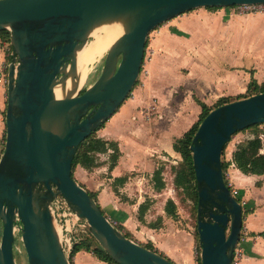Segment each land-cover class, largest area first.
<instances>
[{
	"label": "water",
	"instance_id": "obj_1",
	"mask_svg": "<svg viewBox=\"0 0 264 264\" xmlns=\"http://www.w3.org/2000/svg\"><path fill=\"white\" fill-rule=\"evenodd\" d=\"M264 0H0V30H9L6 141L0 158V264H17L21 223L29 264H72L51 212L62 197L119 264H175L129 238L73 176L80 145L129 98L140 76L150 32L200 7ZM122 21L97 80L75 96L55 88L77 78L78 51L92 31ZM264 124V92L214 108L191 146L198 186L202 264H231L244 229V207L227 185L225 147L240 131Z\"/></svg>",
	"mask_w": 264,
	"mask_h": 264
},
{
	"label": "crops",
	"instance_id": "obj_2",
	"mask_svg": "<svg viewBox=\"0 0 264 264\" xmlns=\"http://www.w3.org/2000/svg\"><path fill=\"white\" fill-rule=\"evenodd\" d=\"M169 24L179 31L153 39L151 45L157 47L152 49L140 82L96 131L98 138L118 146L115 165L112 167L115 149L109 148L96 155L95 167L77 165L74 178L96 196L105 215L129 238L153 246L175 264H196L186 230L166 213L168 199H158L162 193L155 185L146 196L144 184L149 177L154 183V173L166 157H179L174 144L201 116V103L214 109L223 98L233 102L250 96L252 80L263 85L264 15L239 16L226 7H200ZM162 44L167 48H160ZM3 46L0 37V137L6 136L8 99L2 72L7 59ZM188 109L193 113L187 115ZM259 129L264 131V124ZM252 137L254 132L247 129L237 135V141ZM236 145L224 173L252 209L247 215L244 254L236 264H264V174H245L236 166ZM72 262L108 264L86 250L75 254Z\"/></svg>",
	"mask_w": 264,
	"mask_h": 264
},
{
	"label": "trees",
	"instance_id": "obj_3",
	"mask_svg": "<svg viewBox=\"0 0 264 264\" xmlns=\"http://www.w3.org/2000/svg\"><path fill=\"white\" fill-rule=\"evenodd\" d=\"M207 8L208 9H219L222 7H207ZM0 37L2 39L3 44H8L10 47V50H13L12 45H11L10 31L0 30ZM11 59H12V56L10 54L7 55V59H6L7 65L11 62ZM85 90H83V92ZM249 91H250L249 93L250 96L263 93L264 83L263 85H259L255 80H252V82L249 85ZM250 96H247V97H250ZM229 102H232V101L228 100V98H223L217 103L215 108L222 106ZM201 106L203 109V112L201 114V121H203V119L213 109H211L205 103H201ZM259 125L261 124L253 125L244 130H247V129L253 130L252 127H257V126L259 127ZM103 126L104 124L102 125V127ZM198 128H199V125L198 126L194 125L190 130H188L184 134L183 137L177 139L174 144L175 151L180 153V155L184 159V161L180 165L181 169H179L178 177L175 183L178 187H185L186 189L191 190L193 194L192 196L196 202V206H198V186H197V180H196V175H195V170H194V165H193V156H192L191 146L193 144V138L196 135ZM253 132H254V137L248 138V140H244V142L242 141L239 143V145L237 146L233 154V161L236 164V166L240 170H242L245 174L262 175L264 174V153L262 152V150H264V131L263 130L262 131L253 130ZM5 141H6V136H5ZM109 148L115 149V155L112 156V167H113V165H115L116 161L118 160V156H119L118 146L114 142H109L101 138H98L96 136V132H94L80 145L75 155L72 167L75 168L77 165H82L87 169H91L95 167L97 165L96 155L100 152H107ZM225 167H226V164L223 162L224 170H225ZM162 172H163L162 169H157L156 172L154 173L155 188L158 191H161L166 185L165 180L162 176ZM72 176L74 177L73 172H72ZM90 194L97 201L96 196L93 193H90ZM238 199H240V197H238ZM165 210H166V213L172 218L177 217V206L174 200L168 199ZM245 211L249 213L251 212V210H249V205L247 203L245 205ZM118 228H120L121 230V227H118ZM76 237H77V241L74 245V250L72 254L73 256L82 250H86L88 252L93 253L99 259L107 262L108 264H119L103 248L93 247L92 241H94L95 238L91 233L85 232V231H79V233L76 234ZM245 242L243 243V248H244ZM146 247L149 249L155 250L153 246L149 245Z\"/></svg>",
	"mask_w": 264,
	"mask_h": 264
},
{
	"label": "rangeland",
	"instance_id": "obj_4",
	"mask_svg": "<svg viewBox=\"0 0 264 264\" xmlns=\"http://www.w3.org/2000/svg\"><path fill=\"white\" fill-rule=\"evenodd\" d=\"M202 8V7H201ZM204 8V7H203ZM228 8V10H230L232 12V14L234 15H238L236 13H233V10L231 7H226ZM230 8V9H229ZM231 14V13H230ZM239 16H247V15H239ZM176 18V17H175ZM174 19V18H173ZM171 19V20H173ZM171 20L165 22L164 24L161 25L162 29L164 30L163 32L160 33V27H157L156 29H159L157 31H155L156 29H154L152 32H150L149 34V38H148V46L146 47V53H145V58H144V62H143V66H142V71L141 73L145 70V65L147 64L148 61L151 60L152 58V53H153V48L156 49V47H153L151 44L153 43V39H156L157 36H161L164 33H177L179 30H177L176 28L174 29L171 28L172 25H170L169 23L171 22ZM93 39V37H90V40ZM167 48L166 44H162V46H160V48ZM6 45L4 44L3 46V50L7 53L6 50ZM108 51L102 56L100 57L97 61H95L94 63L89 65V73H88V79L84 85V87L82 88V92L83 90H85L87 87H89L92 83H94L97 78L100 76L101 71L103 69L104 63H105V58L107 56ZM13 59V56H12ZM11 59V61H12ZM3 68H2V72L5 75V79L7 80V83L5 82V85L8 88V68L9 65H7L6 59L4 61ZM91 66V67H90ZM92 68V70H90ZM7 69V70H6ZM140 73V76H141ZM140 76H139V80H140ZM138 80V82H140ZM8 97V94H7ZM216 106V104H215ZM193 112H191V109H188L187 111V115L192 114ZM201 116H197L196 120L193 122V124L195 126H200L201 124ZM189 124H192L190 121L188 122ZM193 125V126H194ZM253 130L256 131H262V129H259V127H252ZM252 130V131H253ZM243 131V130H242ZM240 131V132H242ZM238 132L231 140V142L229 144H227L225 150H224V154H223V162L226 164L225 170L228 168V163H227V159L230 157L231 151L232 149H234V145H236V147L239 145L238 143V139H237V135L240 133ZM5 133V132H4ZM0 158L4 152L5 149V137H0ZM3 140V142H2ZM244 140H248L247 138L243 139ZM184 161L183 157L181 155H179L178 158L175 157H166L165 161H162L161 164L158 165V169H162V176L165 180V187L161 190L162 196L158 197V199L160 201H164L165 199H172L174 200V202L176 203L177 206V217L176 218H172L174 219V221L177 223L178 225L185 229L189 238L191 239L192 245H193V250H194V257L196 260V264H202L201 263V245H200V239H199V234H198V223H197V214H198V206H196V202L195 199L193 198V194L191 192V190L186 189L185 187H178L175 183L177 177H178V172L179 169H181V164ZM73 175H74V168H73ZM227 183L229 184V180L226 179ZM145 189H146V196H149V194H151L150 192H153V186L155 185V183H153L151 181V178L149 177L148 181H145ZM234 187V186H233ZM232 187V188H233ZM153 189V190H152ZM175 190V191H173ZM238 190V197H240L241 202L243 201V196L240 192L239 189ZM173 191L172 195L170 194V192ZM249 210L252 211L251 207H249ZM249 212L245 211V216H244V228L248 227V223H247V215ZM59 226V225H58ZM118 227V226H117ZM58 229L60 230V228L58 227ZM120 229V228H119ZM122 231V229H121ZM79 233V231L76 232V234ZM15 246H14V256H15V260L17 264H29L28 261V256H27V252L26 249L24 247L23 244V240H22V232H21V223L20 221H17L16 226H15ZM246 235H244L245 237ZM93 243V247H101L100 243L95 239L94 241H92Z\"/></svg>",
	"mask_w": 264,
	"mask_h": 264
},
{
	"label": "built area",
	"instance_id": "obj_5",
	"mask_svg": "<svg viewBox=\"0 0 264 264\" xmlns=\"http://www.w3.org/2000/svg\"><path fill=\"white\" fill-rule=\"evenodd\" d=\"M233 13H236L238 15H252V14H262L264 15V3H250V4H240L231 6ZM6 45L7 55L13 56L12 50H10V47L8 44ZM10 64V63H9ZM8 64V65H9ZM5 82L7 83V80L5 79ZM225 175V173H224ZM226 178L225 175V180ZM227 182V181H226ZM230 182V181H229ZM227 185L230 187L232 193L234 196L238 199V190L235 188V186L231 183H227ZM234 186V187H233ZM233 187V188H232ZM175 191V190H173ZM173 191L170 192L172 195ZM240 202L241 200L238 199ZM243 207H245L246 203L245 201L241 202ZM51 212L54 219V223L58 229L62 245L64 247V250L66 252V255L68 259L72 262L73 261V250L74 245L77 241L76 232L77 231H85L89 232L87 229V221L81 219L74 211H72L69 206L67 205L66 201L62 197H56L51 204ZM112 221V220H111ZM113 224L117 226V224L112 221ZM59 225V226H58ZM90 233V232H89ZM246 234L245 228L242 232L241 241L238 244V246L235 249L233 260L231 264H236L241 260L244 254V248L243 243L246 241L244 235Z\"/></svg>",
	"mask_w": 264,
	"mask_h": 264
},
{
	"label": "bare ground",
	"instance_id": "obj_6",
	"mask_svg": "<svg viewBox=\"0 0 264 264\" xmlns=\"http://www.w3.org/2000/svg\"><path fill=\"white\" fill-rule=\"evenodd\" d=\"M124 32L122 21H114L95 28L91 33L93 39L78 51L77 78L69 77L65 85H57L55 88L57 97L77 95L88 79L89 65L102 57Z\"/></svg>",
	"mask_w": 264,
	"mask_h": 264
}]
</instances>
